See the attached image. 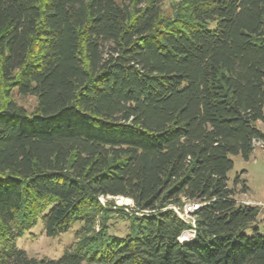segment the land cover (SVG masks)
<instances>
[{
  "label": "trees",
  "instance_id": "trees-1",
  "mask_svg": "<svg viewBox=\"0 0 264 264\" xmlns=\"http://www.w3.org/2000/svg\"><path fill=\"white\" fill-rule=\"evenodd\" d=\"M165 1L0 0V264H264L228 177L264 140V0ZM40 218L82 223L57 259L17 245Z\"/></svg>",
  "mask_w": 264,
  "mask_h": 264
},
{
  "label": "rangeland",
  "instance_id": "rangeland-1",
  "mask_svg": "<svg viewBox=\"0 0 264 264\" xmlns=\"http://www.w3.org/2000/svg\"><path fill=\"white\" fill-rule=\"evenodd\" d=\"M176 1L178 0H166L164 9L170 11L172 4ZM12 98L28 112H33L37 106L36 97L33 95H20L14 91ZM260 129L264 133V126L261 123ZM232 159L234 160V167L228 173V177L230 187L235 189V199L238 203L260 206L261 213L257 225L260 232L264 233V141L255 145L248 161L242 159L241 156H232ZM237 175H239L240 182L235 185L234 180ZM100 200L103 203L107 200H113L117 207L134 206L133 201L125 197H108L107 199L101 197ZM172 208L178 209L179 207L172 206ZM187 220L190 219L187 218ZM108 225L110 232L118 236L126 235L129 229L128 220L117 213L112 215ZM81 226V222H75L67 232L49 237L45 233L43 220L40 218L33 228L17 239V245L24 249L30 257L57 259L73 247L77 241V231ZM247 234L251 235L252 230H248Z\"/></svg>",
  "mask_w": 264,
  "mask_h": 264
},
{
  "label": "built area",
  "instance_id": "built-area-1",
  "mask_svg": "<svg viewBox=\"0 0 264 264\" xmlns=\"http://www.w3.org/2000/svg\"><path fill=\"white\" fill-rule=\"evenodd\" d=\"M264 141V140H263ZM261 141H255L254 143V148L255 145L263 142ZM202 204L199 201H194V202H188L186 203L182 208L175 209L178 215L186 221L188 224L191 225V228L186 230L183 235L181 236L180 240L181 241H191L195 237V228H196V220L194 217V213L196 210H198ZM189 218L190 220H187Z\"/></svg>",
  "mask_w": 264,
  "mask_h": 264
},
{
  "label": "crops",
  "instance_id": "crops-1",
  "mask_svg": "<svg viewBox=\"0 0 264 264\" xmlns=\"http://www.w3.org/2000/svg\"><path fill=\"white\" fill-rule=\"evenodd\" d=\"M248 204V203H247Z\"/></svg>",
  "mask_w": 264,
  "mask_h": 264
}]
</instances>
